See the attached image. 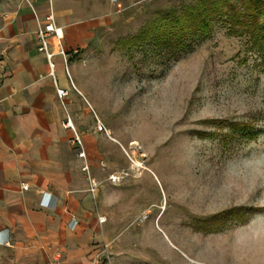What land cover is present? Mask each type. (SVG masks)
I'll list each match as a JSON object with an SVG mask.
<instances>
[{
	"label": "rangeland",
	"instance_id": "1",
	"mask_svg": "<svg viewBox=\"0 0 264 264\" xmlns=\"http://www.w3.org/2000/svg\"><path fill=\"white\" fill-rule=\"evenodd\" d=\"M74 1L52 62L97 133L91 263L264 264V42L222 18L167 50L132 38L196 0Z\"/></svg>",
	"mask_w": 264,
	"mask_h": 264
},
{
	"label": "crops",
	"instance_id": "2",
	"mask_svg": "<svg viewBox=\"0 0 264 264\" xmlns=\"http://www.w3.org/2000/svg\"><path fill=\"white\" fill-rule=\"evenodd\" d=\"M76 9L74 0H0V229L11 234V246H0V264H92L88 244L106 221L103 211L93 214L99 190L94 197L87 191L83 162L70 142L73 130L64 123L68 118L84 143L89 170L97 133L83 122L70 90L58 87L54 65L50 74L37 51L36 32L46 17L51 13L63 28L74 25ZM62 28L58 40L66 62L57 51L54 56L69 73ZM56 88L67 92L62 101ZM43 191L55 196L54 209L39 207ZM71 216L78 223L73 233L67 229Z\"/></svg>",
	"mask_w": 264,
	"mask_h": 264
},
{
	"label": "trees",
	"instance_id": "3",
	"mask_svg": "<svg viewBox=\"0 0 264 264\" xmlns=\"http://www.w3.org/2000/svg\"><path fill=\"white\" fill-rule=\"evenodd\" d=\"M153 15L133 41L148 40L167 50L181 48L187 41L208 36L214 21L224 18L229 28L242 26L264 42V0H196L155 10Z\"/></svg>",
	"mask_w": 264,
	"mask_h": 264
},
{
	"label": "built area",
	"instance_id": "4",
	"mask_svg": "<svg viewBox=\"0 0 264 264\" xmlns=\"http://www.w3.org/2000/svg\"><path fill=\"white\" fill-rule=\"evenodd\" d=\"M113 1V0H112ZM60 28L56 27L53 23V16L50 13L46 17L45 23L39 25L36 32L38 46L37 51L42 53L48 63L50 74H52L53 64L51 63L52 57L54 56L55 51H57L65 60L64 52L59 48L60 42L58 40ZM75 52V51H74ZM67 92L63 89L56 88V95L59 99L66 96ZM64 125L73 130V137L70 140L72 145H75L78 148L77 156L82 160L81 171L86 175L87 180V191L92 197L95 196L99 183L90 175L89 165L86 161L85 152L82 146V142L78 134L74 131L70 120L67 118ZM96 130L99 132H105L106 130L103 125L97 120ZM107 180L111 183H117L119 181V176L116 174H110L107 177ZM27 186H23L22 189H26ZM57 200L55 196L50 191L41 192V196L38 202V205L42 209L52 210L56 207ZM144 215L143 218H145ZM105 219L103 217H98V222L103 223ZM77 220L75 217L71 216L67 222V229L70 232H73L77 228ZM0 246L10 247L11 246V234L8 228L4 227L0 229Z\"/></svg>",
	"mask_w": 264,
	"mask_h": 264
}]
</instances>
